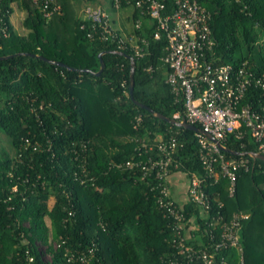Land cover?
Listing matches in <instances>:
<instances>
[{
  "label": "trees",
  "instance_id": "1",
  "mask_svg": "<svg viewBox=\"0 0 264 264\" xmlns=\"http://www.w3.org/2000/svg\"><path fill=\"white\" fill-rule=\"evenodd\" d=\"M13 1L25 12L21 25L26 34L10 20ZM114 1L109 7L116 10ZM166 1L172 6L173 0ZM118 2L119 9L131 8L130 29L114 28L125 39L122 46L98 38L97 29L77 12V6H98L100 0H54L49 16L33 0H0V57H5L0 59V132L13 150L11 156L0 146V264H78L80 256L87 264H172L179 258L173 218L157 202L158 180H141L140 168L117 164L144 159V138L175 135L182 146L167 185L178 206L171 176L182 177L188 187L190 172L203 174L199 145L195 131L153 114L184 116L182 103L165 82V34L153 38L156 29L145 15L136 28L134 0ZM199 2L211 14L215 44L209 58L264 72V0ZM140 38L148 45L138 57L128 39L140 44ZM99 53L104 68L95 76L91 72L100 67ZM128 56L135 63L132 96ZM249 92L258 109L264 103L260 89L251 86ZM241 129V137L229 134L222 140L231 152H244L222 151L225 158L248 160L247 169L235 171L233 193L230 180L219 175L203 184L211 204L206 215L189 201L178 207L195 226L188 239L187 224L185 239L195 246L210 243L208 222L218 212L226 220L235 212L247 213L240 254L244 264H264V161L251 157L256 144ZM221 255L230 264L239 256L231 248Z\"/></svg>",
  "mask_w": 264,
  "mask_h": 264
},
{
  "label": "built area",
  "instance_id": "2",
  "mask_svg": "<svg viewBox=\"0 0 264 264\" xmlns=\"http://www.w3.org/2000/svg\"><path fill=\"white\" fill-rule=\"evenodd\" d=\"M33 1L39 4L45 16L51 14L49 6L54 0ZM134 4L139 14L134 18V26L140 28L142 16L145 15L149 25L156 29L153 38L158 39L162 32L167 39L165 54L161 58L168 68L165 82L170 86L174 100L181 102L184 108L183 117L175 113L173 118L178 121L184 118L194 126L199 125L195 136L203 174L190 172L187 202L196 205L206 215L211 210V204L204 190V182L208 178L216 181L219 175L224 176L230 180V192L233 193L235 171L239 167L247 169L248 160L225 158L218 145L205 134H210L222 143L229 134L241 137L244 134L241 128L244 127L256 144V152L264 154V103L258 109L254 108L249 101L252 95L248 96L249 88L253 86L259 88L264 97V72L255 74L244 67L214 63L209 58L215 44L210 27L211 14L199 0H173L172 6L166 0H134ZM114 8L119 9L118 0L114 1ZM57 9L55 5L53 10ZM82 17L91 22L92 28L97 29L98 38L117 40L120 46L125 43V39L116 34V27L107 10L100 6L85 5ZM89 36H92L91 33ZM139 41L142 46L137 40L128 39L135 56L141 57L148 42L145 38ZM139 120L140 117H137L136 121ZM181 146L182 143L173 134L147 137L142 140L146 157L126 160L118 163L117 167L135 166L141 169V180L150 177L158 180L161 187L157 202L174 222L173 240L179 258L172 264H230L228 258L221 255L223 250L230 248L239 254L235 264H244L240 254V229L242 219L247 218L248 214L242 211L233 213L229 220L224 219L219 212L212 217L208 222V226L212 227L208 231V245L185 243L187 224L188 239H193L190 229H195V226L187 222L180 211L178 206L181 207L183 202L177 203V206L169 198L170 188L167 185L171 166L176 167L178 164L175 157ZM78 259V264H87L84 256Z\"/></svg>",
  "mask_w": 264,
  "mask_h": 264
},
{
  "label": "rangeland",
  "instance_id": "3",
  "mask_svg": "<svg viewBox=\"0 0 264 264\" xmlns=\"http://www.w3.org/2000/svg\"><path fill=\"white\" fill-rule=\"evenodd\" d=\"M100 2H101V4H98V6L107 8L111 17L112 18L116 17L113 21V26L126 33V30L130 29L129 27H131V25H132L131 20L127 18V15L131 13V8L130 7H124V8H120L118 10H114V9H111L109 7L110 6L109 0H100ZM81 5L77 6L78 7L77 12L80 15H82V10H83L85 5H92V4L91 3H84ZM12 7H13V11L10 15V20H11L15 30L18 33H25L26 34L27 30H25L21 25V21L25 15V12L20 10L17 7L16 1L12 2ZM9 141H10L9 137L6 136L3 131H1L0 132V146H2L4 149H6L7 152L12 156L13 150L9 146ZM51 202H52V199L49 200V204Z\"/></svg>",
  "mask_w": 264,
  "mask_h": 264
},
{
  "label": "water",
  "instance_id": "4",
  "mask_svg": "<svg viewBox=\"0 0 264 264\" xmlns=\"http://www.w3.org/2000/svg\"><path fill=\"white\" fill-rule=\"evenodd\" d=\"M114 53L122 54V53H120L118 51H114ZM101 55H102V53H99L98 54V58H99V62H100L99 69L96 72H91L90 71L95 76H99L100 73H101V71L104 68V62H103V60L101 58ZM128 57L130 59V82H129V86H128V91H129V95L132 96L133 84H134L133 83V73H134L135 63H134L133 57H131V56H128ZM2 58H5V57H2L1 56L0 59H2ZM49 62L54 63L56 65L64 66V64L61 63V62H55V61H49ZM84 71L89 72V70H84ZM136 104H138L140 107H143V108H145L148 111H150V112L153 113V111L149 107H147L146 105H144L142 103H138V102H136ZM153 114L155 116L161 118V119H164L165 121H167V122H169L171 124H174V125L178 126V127H182L184 129H190V130H193V131H197L198 130V128L196 126H194L193 124L188 123L184 118H182L181 120L178 121V120L174 119L173 117H167V116H164L163 114L158 113V112H155ZM205 135L207 136V138L209 140L215 142L222 151L230 152L231 154H239V155H242L244 153V152H237V151H232L231 152L220 141H218L217 139H215L210 134H207L206 133ZM250 155H251V157L253 159H260V160H263L264 161V154H261V153H258V152H252V153H250Z\"/></svg>",
  "mask_w": 264,
  "mask_h": 264
},
{
  "label": "crops",
  "instance_id": "5",
  "mask_svg": "<svg viewBox=\"0 0 264 264\" xmlns=\"http://www.w3.org/2000/svg\"><path fill=\"white\" fill-rule=\"evenodd\" d=\"M115 18L116 17H114L113 19ZM184 181L185 179H183L182 177L178 179V178H175L174 175H172L170 179V182L172 183L171 185H172V190H173V194L175 198L179 199L180 202H183V203L187 201V184H185Z\"/></svg>",
  "mask_w": 264,
  "mask_h": 264
}]
</instances>
